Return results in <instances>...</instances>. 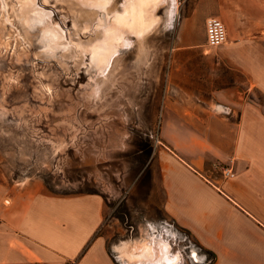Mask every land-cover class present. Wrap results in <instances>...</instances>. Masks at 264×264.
Wrapping results in <instances>:
<instances>
[{
	"label": "rangeland",
	"instance_id": "374dc122",
	"mask_svg": "<svg viewBox=\"0 0 264 264\" xmlns=\"http://www.w3.org/2000/svg\"><path fill=\"white\" fill-rule=\"evenodd\" d=\"M128 1L104 11L80 0H0V179L98 192L110 249L133 227L132 239L163 237L179 264H192V244L183 232L174 238L162 210L157 152L168 144L165 123L202 111L195 102L211 96L218 70L211 52L177 45L175 15L191 0L147 6V31L103 45L102 26Z\"/></svg>",
	"mask_w": 264,
	"mask_h": 264
},
{
	"label": "crops",
	"instance_id": "0c3cea01",
	"mask_svg": "<svg viewBox=\"0 0 264 264\" xmlns=\"http://www.w3.org/2000/svg\"><path fill=\"white\" fill-rule=\"evenodd\" d=\"M175 16L177 45L211 52L218 74L211 96L195 102L201 112L164 124L168 144L157 152L162 210L174 238L183 232L192 244V264H264V99L254 96H264V0H191L188 12L181 4ZM209 17L226 26L227 40L216 46L206 41ZM213 162L228 164L235 176L207 177ZM105 205L94 191L56 194L39 179H0V264H153L141 256L156 237L132 239L133 227L109 248L100 232Z\"/></svg>",
	"mask_w": 264,
	"mask_h": 264
},
{
	"label": "bare ground",
	"instance_id": "6f19581e",
	"mask_svg": "<svg viewBox=\"0 0 264 264\" xmlns=\"http://www.w3.org/2000/svg\"><path fill=\"white\" fill-rule=\"evenodd\" d=\"M84 3L98 6L100 9H106L109 0H80ZM162 0H130L127 7H124L123 12L119 15H114V19L109 25L102 26L103 35L101 43L109 45L112 49L118 45H127L129 42L126 40L125 32L141 35L148 26V14L146 11L147 6L157 4ZM3 4V3H2ZM120 27L122 29H120ZM148 248L143 257L145 261H151L153 264H179V256L172 254L169 245L160 240L152 239L151 242L145 246ZM141 261L136 259L135 262L130 264H139Z\"/></svg>",
	"mask_w": 264,
	"mask_h": 264
},
{
	"label": "built area",
	"instance_id": "2783aa9c",
	"mask_svg": "<svg viewBox=\"0 0 264 264\" xmlns=\"http://www.w3.org/2000/svg\"><path fill=\"white\" fill-rule=\"evenodd\" d=\"M206 41L208 46H216L227 40V31L224 22L218 17H209L205 21ZM218 173L222 178L235 176L234 170L225 163L213 162L208 171V176Z\"/></svg>",
	"mask_w": 264,
	"mask_h": 264
}]
</instances>
